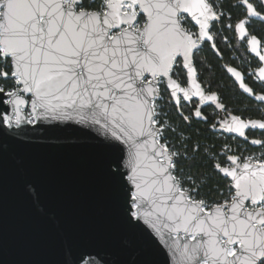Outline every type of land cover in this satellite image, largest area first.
I'll list each match as a JSON object with an SVG mask.
<instances>
[{
	"label": "snow or ice",
	"instance_id": "1",
	"mask_svg": "<svg viewBox=\"0 0 264 264\" xmlns=\"http://www.w3.org/2000/svg\"><path fill=\"white\" fill-rule=\"evenodd\" d=\"M254 19L264 12L251 0H0V103L11 106L0 110L5 138L48 119L98 126L124 146L110 172L125 224L147 225L171 264H264V151L245 155L227 142L264 149V139L246 135L264 131V119L233 114L213 79L219 68L264 105V92L246 83L264 85ZM241 47L258 58L256 68L226 62L225 51ZM205 132L225 142L217 146ZM62 264H80L70 247ZM90 264H137V254Z\"/></svg>",
	"mask_w": 264,
	"mask_h": 264
},
{
	"label": "water",
	"instance_id": "2",
	"mask_svg": "<svg viewBox=\"0 0 264 264\" xmlns=\"http://www.w3.org/2000/svg\"><path fill=\"white\" fill-rule=\"evenodd\" d=\"M5 109L11 106L0 103ZM25 127L19 135L8 130L6 139L0 124V264H62L66 246L80 264L132 254L137 264H171L165 242L147 225L129 229L123 220L110 172L123 145L75 121Z\"/></svg>",
	"mask_w": 264,
	"mask_h": 264
},
{
	"label": "trees",
	"instance_id": "3",
	"mask_svg": "<svg viewBox=\"0 0 264 264\" xmlns=\"http://www.w3.org/2000/svg\"><path fill=\"white\" fill-rule=\"evenodd\" d=\"M225 2L227 3L228 0H225ZM226 35H230V34L226 33ZM221 49L224 50L223 45H221ZM202 55H207L209 57V62L212 63L213 65L217 63V61H215V59L213 58L210 52L202 53ZM225 57H226V62L231 63V64L233 63L232 52L225 51ZM213 71H214L213 79L216 81H220L225 86L222 90L226 93L224 97V102L228 106L229 110H231L236 115H240L244 119H261V118L263 119L264 118V115H262V112H261V110L264 108L262 107L261 104H259L258 102L254 101L250 97L246 96L245 94L237 90L236 86L232 83L230 78H228L225 74H223L219 68L214 67ZM0 83H3V82H0ZM251 84L254 87H256V85H254L253 83ZM7 86L11 87L12 82L9 81L7 83ZM262 88L264 87L262 86ZM211 111L212 109L206 112V114H208ZM170 114L172 115L174 119L177 118L174 108L170 110ZM196 126L200 128L201 130H204L207 128V125H204L203 123L198 124ZM205 135L214 136L215 137L214 142L217 144V146L225 142V140L220 137L219 133L213 134V133L205 132ZM227 142L230 144H234L235 142L240 143L242 141L238 138L233 140L232 137L229 136ZM244 144L247 147L246 152L264 151V149H261L260 147H252L248 143H244Z\"/></svg>",
	"mask_w": 264,
	"mask_h": 264
},
{
	"label": "flooded vegetation",
	"instance_id": "4",
	"mask_svg": "<svg viewBox=\"0 0 264 264\" xmlns=\"http://www.w3.org/2000/svg\"><path fill=\"white\" fill-rule=\"evenodd\" d=\"M251 2H253L257 6L258 10L264 12V7H261L259 0H251ZM250 32L252 34L256 35L259 39H261L262 43H264V20L254 19L252 21L251 26H250ZM232 59H233V63L232 64H234V65H236L238 67H241L242 69H247L249 67V65H250L251 68H256L258 66V64H257V59L258 58H256L254 56V54L248 53L247 50L245 48H243V47H241L240 50L236 51L234 54L232 53ZM245 61H247L248 63H245ZM246 82L254 89V91L256 93L264 92V88H262V86L264 87V85H261L255 79V77H248L246 79ZM251 83L256 85V87H254ZM262 107L264 108V105H262ZM211 109L212 108L204 109L205 114H206V112H208ZM26 110H28V109H26ZM185 114H187V112ZM247 135H248L250 140L251 139H264V132L260 131V130H248L247 131ZM241 141L242 142H240V143L235 142L234 144L239 145L241 147V149H247V147L245 146L244 143H248V142L243 141V140H241ZM248 144L250 146H252V147H257V146H253L250 143H248Z\"/></svg>",
	"mask_w": 264,
	"mask_h": 264
},
{
	"label": "built area",
	"instance_id": "5",
	"mask_svg": "<svg viewBox=\"0 0 264 264\" xmlns=\"http://www.w3.org/2000/svg\"><path fill=\"white\" fill-rule=\"evenodd\" d=\"M233 149L235 150L237 148V144H231ZM230 154H239L238 152L234 151L233 153ZM245 155H251V154H256L257 156L260 154L258 152H244Z\"/></svg>",
	"mask_w": 264,
	"mask_h": 264
},
{
	"label": "rangeland",
	"instance_id": "6",
	"mask_svg": "<svg viewBox=\"0 0 264 264\" xmlns=\"http://www.w3.org/2000/svg\"><path fill=\"white\" fill-rule=\"evenodd\" d=\"M258 153H261V152H258Z\"/></svg>",
	"mask_w": 264,
	"mask_h": 264
}]
</instances>
